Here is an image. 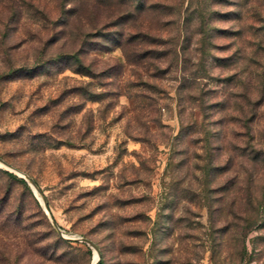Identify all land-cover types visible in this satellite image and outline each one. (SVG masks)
I'll return each instance as SVG.
<instances>
[{
  "label": "rangeland",
  "instance_id": "obj_1",
  "mask_svg": "<svg viewBox=\"0 0 264 264\" xmlns=\"http://www.w3.org/2000/svg\"><path fill=\"white\" fill-rule=\"evenodd\" d=\"M141 1L0 0V264H264V0Z\"/></svg>",
  "mask_w": 264,
  "mask_h": 264
},
{
  "label": "water",
  "instance_id": "obj_2",
  "mask_svg": "<svg viewBox=\"0 0 264 264\" xmlns=\"http://www.w3.org/2000/svg\"><path fill=\"white\" fill-rule=\"evenodd\" d=\"M0 162L3 163L5 166H7L11 171H15L17 172L19 175H21L22 177L26 178L35 188L36 191H38L39 193H43V191L41 190V188L37 185V183L34 181V179L30 176H28L27 174L21 172L20 170H18L15 166H13L11 163H9L4 157H2L0 155ZM43 204L44 206L47 208L48 207V202L47 199L45 197H43ZM52 224L55 227V229L57 230V232L59 233V235L65 237V238H69L67 237L64 233L62 228L59 226V224L53 219L51 218ZM81 240L86 241L87 243H89L90 245H92L95 250L97 251L98 257L96 259H94L92 264H97L100 260V248L95 244V242L89 238L86 237H80Z\"/></svg>",
  "mask_w": 264,
  "mask_h": 264
},
{
  "label": "trees",
  "instance_id": "obj_3",
  "mask_svg": "<svg viewBox=\"0 0 264 264\" xmlns=\"http://www.w3.org/2000/svg\"><path fill=\"white\" fill-rule=\"evenodd\" d=\"M138 2H139V3H142V1H141V0H138ZM8 173H9L10 175H12V176H15V174H14L13 172H10V171H8ZM22 181H24V182H25V180H24V179H22Z\"/></svg>",
  "mask_w": 264,
  "mask_h": 264
},
{
  "label": "bare ground",
  "instance_id": "obj_4",
  "mask_svg": "<svg viewBox=\"0 0 264 264\" xmlns=\"http://www.w3.org/2000/svg\"><path fill=\"white\" fill-rule=\"evenodd\" d=\"M0 164H3V163L0 162ZM3 165H4V164H3ZM96 257H98V254H97V253L95 254V258H96Z\"/></svg>",
  "mask_w": 264,
  "mask_h": 264
}]
</instances>
